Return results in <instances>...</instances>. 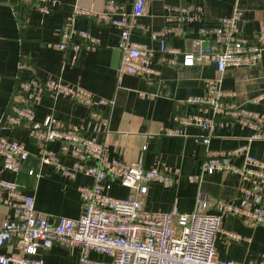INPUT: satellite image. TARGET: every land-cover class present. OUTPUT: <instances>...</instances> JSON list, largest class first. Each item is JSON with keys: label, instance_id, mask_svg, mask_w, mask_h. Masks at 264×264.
Returning <instances> with one entry per match:
<instances>
[{"label": "built area", "instance_id": "2783aa9c", "mask_svg": "<svg viewBox=\"0 0 264 264\" xmlns=\"http://www.w3.org/2000/svg\"><path fill=\"white\" fill-rule=\"evenodd\" d=\"M16 1L37 8L44 15L56 4L55 0ZM148 1L133 0L130 10L124 12L125 0H109L105 11L94 15L119 31L117 77L121 74L149 76L153 73L151 64L155 58L160 66L212 63L216 73L221 74L228 68L252 67L264 56V29L260 27L251 38L243 37L242 11L237 7L232 8L229 16L215 20H206L199 8H169L167 25L156 33L158 48L152 50L134 43L130 35L137 28L136 19L143 15ZM84 15L93 13L74 7L72 15L59 29L58 41L47 46L74 55L96 50L99 40L88 31L74 27L75 18ZM192 22L199 26L191 48L168 49L167 35L181 37L183 27ZM178 56L180 62H177ZM45 95L52 101L64 98L83 106L87 117L99 127L107 125L104 114L114 104L61 79L31 77L17 81L8 111L0 120V131L26 126L41 165L70 180L78 175L89 177L92 184L78 188L81 214L77 219L57 217L49 222L37 215L33 194H24L16 183L0 178V204L12 211V216L0 225V264H45L38 256L39 251L55 244L65 250H76L77 264H242L218 260L214 243L221 233V219L226 215L237 217L246 227H264V163L251 157L247 147L207 153L198 172L188 177L193 183L203 174L235 175L240 183L236 203L198 197L190 213L147 212L141 208L146 185L157 183L170 188L176 183V171L163 165L145 169L140 160L124 163L110 158L107 144L87 135L82 125L65 124L52 115L42 122L36 121V108ZM231 96L220 89L218 80H206L203 95L183 101L191 110L174 116L173 126L165 129V135L184 137L185 129L194 127L203 133L195 142L206 145L217 128L236 123L252 131L248 141H264V115L234 105L229 100ZM255 101L264 102V92ZM53 142L59 143V153L48 148ZM28 157L29 152L22 143L0 133V174L18 173ZM62 157L70 163H62ZM236 157L242 159L240 166L232 162ZM28 175L40 176L33 170ZM113 185L126 189L125 196H112ZM207 207L213 213H206ZM3 249L7 250L6 254L1 253ZM92 253L106 259H92Z\"/></svg>", "mask_w": 264, "mask_h": 264}, {"label": "crops", "instance_id": "0c3cea01", "mask_svg": "<svg viewBox=\"0 0 264 264\" xmlns=\"http://www.w3.org/2000/svg\"><path fill=\"white\" fill-rule=\"evenodd\" d=\"M55 1L48 15L18 1L0 3V120L8 111L18 80L31 77L61 79L65 84L82 87L112 100V108L104 114L107 125L97 126L87 117L83 106L64 98L52 101L48 95L41 98L36 108V121L42 122L46 116L52 115L65 124L82 125L87 135L107 144L110 158L124 163L140 160L145 169L163 165L176 171V183L170 188L157 183L146 185V193L141 197L142 210L190 213L198 197L236 203L240 183L235 175L203 174L193 183L188 181V177L198 172L199 164L207 153L231 151L243 146L247 147L251 157L264 163V141H248L252 131L236 123L217 128L206 145L195 142V138L203 135L197 128L187 127L184 137L168 136L164 131L172 128L174 116L191 110L183 105V101L188 97H201L206 80H218L220 89L232 94L229 100L234 105L264 115V102L255 101L264 92V56L252 67L228 68L221 74L216 73L212 63L191 67L160 66L155 58L151 64V75L121 74L117 77L119 31L94 16L105 11L109 0ZM132 1L125 0L122 5L124 12L130 10ZM76 6L93 15L75 18L74 27L88 31L99 40L100 46L92 52L81 51L77 55L49 48L47 44L58 41L59 29ZM183 6L199 8L206 20L227 17L233 7L239 8L242 11L240 31L245 38L253 37L260 27L264 29V0H150L143 15L136 19L137 28L130 35V40L156 50V33L167 25V9ZM198 26L197 22L185 25L183 35L178 38L167 35L166 47L189 50ZM180 61L178 56L177 62ZM0 133L22 143L29 152L18 173L4 172L0 178L16 183L24 194H33L37 215L49 222L57 217L77 219L81 214L78 188L91 185L92 180L82 175L70 180L41 165L37 147L29 139L26 126L2 129ZM48 148L57 153L60 151L58 142L50 143ZM61 162L70 163L64 157ZM232 162L240 166L242 159L236 157ZM30 170L40 176H29ZM114 187L116 194H113ZM113 188L111 195L114 197H123L127 192L117 185ZM205 212L211 214L213 209L207 207ZM11 216L12 211L0 204V225ZM220 228L221 233L214 243L218 260L242 264L264 262V227H246L237 217L226 215L221 219ZM1 253L6 254L7 250L3 249ZM38 256L45 264H77L78 255L76 250H65L55 244L39 251ZM90 256L95 260L106 259L95 253Z\"/></svg>", "mask_w": 264, "mask_h": 264}, {"label": "water", "instance_id": "95a60500", "mask_svg": "<svg viewBox=\"0 0 264 264\" xmlns=\"http://www.w3.org/2000/svg\"><path fill=\"white\" fill-rule=\"evenodd\" d=\"M7 2H8V0H0L1 4L7 3Z\"/></svg>", "mask_w": 264, "mask_h": 264}, {"label": "rangeland", "instance_id": "374dc122", "mask_svg": "<svg viewBox=\"0 0 264 264\" xmlns=\"http://www.w3.org/2000/svg\"><path fill=\"white\" fill-rule=\"evenodd\" d=\"M115 192H117L116 187L113 188V194H116Z\"/></svg>", "mask_w": 264, "mask_h": 264}, {"label": "trees", "instance_id": "16d2710c", "mask_svg": "<svg viewBox=\"0 0 264 264\" xmlns=\"http://www.w3.org/2000/svg\"><path fill=\"white\" fill-rule=\"evenodd\" d=\"M10 1H16V0H10Z\"/></svg>", "mask_w": 264, "mask_h": 264}]
</instances>
